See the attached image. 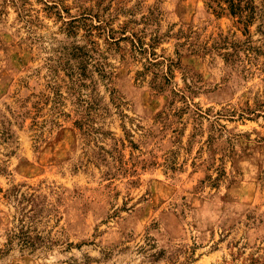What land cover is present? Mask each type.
I'll use <instances>...</instances> for the list:
<instances>
[{
	"label": "rangeland",
	"instance_id": "1",
	"mask_svg": "<svg viewBox=\"0 0 264 264\" xmlns=\"http://www.w3.org/2000/svg\"><path fill=\"white\" fill-rule=\"evenodd\" d=\"M252 1L0 0V264H264Z\"/></svg>",
	"mask_w": 264,
	"mask_h": 264
},
{
	"label": "trees",
	"instance_id": "2",
	"mask_svg": "<svg viewBox=\"0 0 264 264\" xmlns=\"http://www.w3.org/2000/svg\"><path fill=\"white\" fill-rule=\"evenodd\" d=\"M204 4L215 13V15L228 14L237 18V21L242 22L244 30L253 20L255 16H259L255 11V6L252 0H204ZM213 179H217L216 177ZM32 217V215H30ZM27 226L22 224L14 229L6 232L5 242L0 247V255L7 252L16 241L18 248L21 250H32L35 248L36 241L39 240L37 234L31 235Z\"/></svg>",
	"mask_w": 264,
	"mask_h": 264
}]
</instances>
